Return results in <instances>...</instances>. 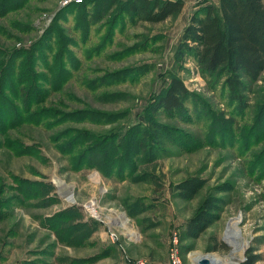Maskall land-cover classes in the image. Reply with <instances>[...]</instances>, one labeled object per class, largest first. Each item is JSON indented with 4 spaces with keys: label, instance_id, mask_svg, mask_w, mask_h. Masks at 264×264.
<instances>
[{
    "label": "rangeland",
    "instance_id": "obj_1",
    "mask_svg": "<svg viewBox=\"0 0 264 264\" xmlns=\"http://www.w3.org/2000/svg\"><path fill=\"white\" fill-rule=\"evenodd\" d=\"M62 1L0 0V264H170L173 236L185 264L196 254L240 264L249 246L264 264V70L243 109L193 64L176 68L182 30L205 0H184L161 22L130 18L114 35L102 21L87 29L78 3ZM171 73L191 95L181 110L149 113ZM147 120L152 137L128 136ZM149 146L154 158L140 160ZM123 169L135 173L120 180ZM193 178L199 191L182 197L178 184ZM90 199L100 217L82 205ZM203 202L213 221L187 237ZM111 213L122 215L119 244L102 233ZM232 223L244 243L236 252L225 239Z\"/></svg>",
    "mask_w": 264,
    "mask_h": 264
},
{
    "label": "trees",
    "instance_id": "obj_2",
    "mask_svg": "<svg viewBox=\"0 0 264 264\" xmlns=\"http://www.w3.org/2000/svg\"><path fill=\"white\" fill-rule=\"evenodd\" d=\"M88 1L77 4L78 19L81 16L86 17V27L90 30L100 21L103 23L102 26L110 23V31L113 35L114 29L125 28L130 18L134 21L161 22L169 17L177 16L184 5V0ZM17 4L16 7L7 8L8 11L17 8ZM105 20L106 22H103ZM57 21H61V18H57L49 26L50 38L58 31ZM56 35L59 36V34ZM42 38L47 37L43 34ZM53 38L56 39L57 36ZM51 53V46L41 51V55L47 62L51 60ZM37 57L40 59V55L37 56V54L30 58L35 62V66L38 64ZM174 63L178 70L185 69L186 63L193 64L205 79L214 78L219 82L228 100L243 109L247 108V95L252 90V84L258 80L260 73L264 70V0H218L217 4L205 0L191 13L188 23L182 30L181 40L174 53ZM57 79L60 78L57 77ZM190 95L183 80L175 73H171L167 86L152 104L147 105V108H150L149 113L154 115L181 110ZM147 122V126L132 125L129 128L131 134L128 136L135 140L137 134L141 135V138L152 137L158 127L153 126L155 121L147 120ZM101 142L98 141V144L101 145ZM138 145L146 146L142 140L138 141ZM150 151L149 146L141 156L140 150L138 153L140 160L146 153L154 158V154ZM112 158L120 160V155L113 152ZM132 171L120 170L119 173L122 174L117 177L120 180L128 179L131 172L132 175L135 173V170ZM200 187V182L193 178L179 183L177 189L182 197L189 199L199 191ZM207 206L208 203L203 202L196 213L186 221L185 235L187 237L197 238L213 221V215L210 214ZM4 216L5 206L0 201V221ZM260 258L261 254L253 253V248L249 246L240 264H255Z\"/></svg>",
    "mask_w": 264,
    "mask_h": 264
},
{
    "label": "built area",
    "instance_id": "obj_3",
    "mask_svg": "<svg viewBox=\"0 0 264 264\" xmlns=\"http://www.w3.org/2000/svg\"><path fill=\"white\" fill-rule=\"evenodd\" d=\"M82 0H63L61 2V4L67 5L69 3H80ZM68 197H66V200H68L69 202L73 203V204H78V202L76 201V199L71 195L68 194ZM94 199H90L86 202H83L82 205L93 215L96 217H100L101 215L97 212V203L95 201V203L93 204V207L90 208L89 207V202L92 201ZM121 217L122 215H113L112 213L110 214V216L107 215V217L105 218V220H102L104 224H107V228L105 230H103L104 235L106 238H108L109 241L113 242L114 244H119L120 241V237L118 232L116 231L115 227L116 225L120 224L121 221ZM126 258V264H146V262L144 260L141 259H137V260H132L129 257H125ZM169 262L170 264H185V262L183 261L178 247H177V239L175 236H173L172 238V245L169 249Z\"/></svg>",
    "mask_w": 264,
    "mask_h": 264
},
{
    "label": "bare ground",
    "instance_id": "obj_4",
    "mask_svg": "<svg viewBox=\"0 0 264 264\" xmlns=\"http://www.w3.org/2000/svg\"><path fill=\"white\" fill-rule=\"evenodd\" d=\"M94 203H95V201L92 200L89 203V207L92 208ZM225 239L233 247V252H236L238 250H242L244 248V243L240 242L241 237L239 236L238 232L236 231L233 223L229 225L228 230L226 232ZM201 258H206V260H208V264H233L230 261H224L223 259H221L217 256H214L212 254H207V255H202V254L197 255L196 254V256L193 258V260H194V262H198Z\"/></svg>",
    "mask_w": 264,
    "mask_h": 264
},
{
    "label": "water",
    "instance_id": "obj_5",
    "mask_svg": "<svg viewBox=\"0 0 264 264\" xmlns=\"http://www.w3.org/2000/svg\"><path fill=\"white\" fill-rule=\"evenodd\" d=\"M197 264H208V260H206V258H201Z\"/></svg>",
    "mask_w": 264,
    "mask_h": 264
},
{
    "label": "crops",
    "instance_id": "obj_6",
    "mask_svg": "<svg viewBox=\"0 0 264 264\" xmlns=\"http://www.w3.org/2000/svg\"><path fill=\"white\" fill-rule=\"evenodd\" d=\"M211 1L217 4L216 1H214V0H211ZM184 5H185V2H184ZM184 5H183V7H184ZM198 6H199V5H196L194 8H197ZM187 23H188V21H187ZM102 233H103V236H104V232H102Z\"/></svg>",
    "mask_w": 264,
    "mask_h": 264
}]
</instances>
